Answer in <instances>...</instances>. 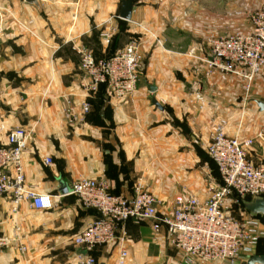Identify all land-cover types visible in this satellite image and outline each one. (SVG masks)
I'll use <instances>...</instances> for the list:
<instances>
[{
	"label": "crops",
	"instance_id": "1",
	"mask_svg": "<svg viewBox=\"0 0 264 264\" xmlns=\"http://www.w3.org/2000/svg\"><path fill=\"white\" fill-rule=\"evenodd\" d=\"M121 4L40 0L37 8L0 0V115L10 127L31 131L25 184L52 201L48 208L24 201L13 213L11 195L0 196V233L10 238L0 264H79L74 237L97 217L70 191L80 179L104 180L112 193L127 197L141 179L158 198L159 214H170L179 195L209 197L218 179L208 153L217 121L226 119L230 134L264 129L258 108L240 110L250 100L238 80L189 54L210 53L209 40L225 30L242 24L250 30L246 17L231 16L241 6L237 0H133L130 20L120 17ZM133 39L140 44L137 89L122 98L105 85L85 93L77 49L106 57ZM250 154L264 162V143ZM125 228L124 264H186L165 227L156 232L152 221L130 219ZM93 254L97 264H119L116 244Z\"/></svg>",
	"mask_w": 264,
	"mask_h": 264
},
{
	"label": "built area",
	"instance_id": "2",
	"mask_svg": "<svg viewBox=\"0 0 264 264\" xmlns=\"http://www.w3.org/2000/svg\"><path fill=\"white\" fill-rule=\"evenodd\" d=\"M103 36L109 42L110 35ZM139 47V42L133 39L113 55L100 58L87 48L77 49L83 91L94 93L105 85L116 98L133 93L139 82ZM209 50L202 56L195 51L189 54L210 69L243 80L249 91L251 83L264 70V1L251 15L250 30L212 38ZM89 110L90 103L86 102L84 113ZM1 135L6 137V143L0 144V196L11 195L13 213L18 212L24 201L35 208L51 207L50 195L25 184L23 153L31 131L21 126L10 127L0 115ZM257 139H264V129L248 136L242 135L239 127L237 133L230 134L227 120L217 121L208 153L217 166L218 179L209 187V197L201 200L191 193L179 195L170 214H159L158 198L141 179L132 197L112 193L104 180L80 179L71 192L85 207L96 210L97 217L74 237V243L80 247L78 263L97 264L93 251L116 244L118 262L124 264L129 256L126 222L148 219L154 231L167 229L171 245L181 252L186 264H242L264 242V223L260 217H235L229 202L240 205L242 198L264 196V162H255L250 154ZM47 163L51 164V159ZM9 243L10 238L0 233V252ZM25 249L20 247L21 252Z\"/></svg>",
	"mask_w": 264,
	"mask_h": 264
},
{
	"label": "rangeland",
	"instance_id": "3",
	"mask_svg": "<svg viewBox=\"0 0 264 264\" xmlns=\"http://www.w3.org/2000/svg\"><path fill=\"white\" fill-rule=\"evenodd\" d=\"M236 1V0H234ZM264 0H237L238 4L237 5H241V6H238L237 7V12H233L232 13V17L235 18V16L237 17L238 21L244 17L247 18V24L251 23V15L254 13V11L260 6V4L263 2ZM228 2V0H226V3ZM246 5V10L245 9L243 10V7ZM240 8L242 10H240ZM245 11V14H243V12ZM235 14V15H234ZM243 27V24L241 25ZM232 28L231 31L230 29L229 30H225L223 31L222 35L221 36H225V35H231V34H234V33H237V32H247L249 29H246V28ZM262 74V75H261ZM260 74L259 77H257L251 84V89L249 91H247L245 88H244V84H246L243 80L239 79V78H236L234 76V78H236L238 80V83H240L243 87V94H244V99H247V100H251V99H254V98H257L258 96H261V95H264V78H262V76L264 77V70L262 71V73ZM259 90V91H258ZM245 102V101H244ZM257 108V105L255 102L253 101H248L246 103L243 104V106L241 107V111H248L250 110L251 112L255 111V109ZM250 116L253 118L255 116L251 115ZM254 129L253 127L250 128V130L247 132L248 136H254ZM254 133V134H253ZM264 143V139L263 140H259L257 139L255 141V145L252 147L253 150H255L256 152H259L262 144ZM251 149V150H252ZM254 152V151H253ZM259 154V153H258ZM259 156V155H258ZM253 159V157H252ZM254 160V159H253ZM256 161V160H255ZM259 161V160H258ZM260 162V161H259ZM229 207H230V210H231V213L237 217V218H242L244 216V213L245 211L241 208L240 205H238V203H233V202H229Z\"/></svg>",
	"mask_w": 264,
	"mask_h": 264
},
{
	"label": "water",
	"instance_id": "4",
	"mask_svg": "<svg viewBox=\"0 0 264 264\" xmlns=\"http://www.w3.org/2000/svg\"><path fill=\"white\" fill-rule=\"evenodd\" d=\"M26 3L40 7V0H25ZM133 11V0H122L120 17L125 20H130ZM152 90L155 88L152 86ZM256 103L258 111L264 113V100L251 99ZM63 187V186H62ZM63 192H67L65 187ZM72 191V189H70ZM69 192V191H68ZM241 208L251 217H260L264 223V196H256L252 198H242L240 201ZM103 264V263H100ZM242 264H264V249L249 256Z\"/></svg>",
	"mask_w": 264,
	"mask_h": 264
},
{
	"label": "trees",
	"instance_id": "5",
	"mask_svg": "<svg viewBox=\"0 0 264 264\" xmlns=\"http://www.w3.org/2000/svg\"><path fill=\"white\" fill-rule=\"evenodd\" d=\"M116 53V52H115ZM113 55V54H112ZM111 56V55H110ZM264 249V242L261 243V245L258 247L257 252H261Z\"/></svg>",
	"mask_w": 264,
	"mask_h": 264
}]
</instances>
